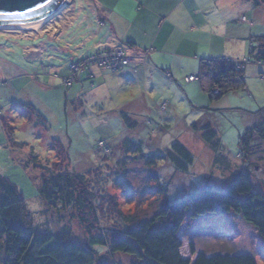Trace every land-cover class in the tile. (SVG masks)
Returning a JSON list of instances; mask_svg holds the SVG:
<instances>
[{"label": "rangeland", "instance_id": "obj_1", "mask_svg": "<svg viewBox=\"0 0 264 264\" xmlns=\"http://www.w3.org/2000/svg\"><path fill=\"white\" fill-rule=\"evenodd\" d=\"M71 13L69 10L59 17V12L38 29L39 32L42 30L39 35H26L21 30H0V45L12 47L16 53L14 56L8 53L5 57L18 65L23 60L22 68L27 72L8 85H0V107L5 111L7 123L14 127V141L27 144L23 151L5 153L0 149V175L17 185L33 220L30 231L67 233L77 244L88 245L84 227L71 214L63 222L59 221L57 213L47 209L39 193L41 169H35V163L29 159L37 156L42 166L58 163L53 140L66 148L71 171L90 175L91 180L93 175L101 173L109 182L107 194L113 198L107 199L116 205L118 209L115 210L140 221L154 216L165 201L175 205L206 187L225 191L242 174L251 179L254 192L264 195V141L253 142L252 156L248 160L240 145L241 137L260 117L249 116L245 111L264 114L260 111L261 108L264 111V84L257 85L253 96L240 90L211 103L196 83V92L204 95V99L197 102V109L190 106L191 92L189 101L184 98L179 102L180 95L171 105L161 97H151L149 111L144 110L140 80L128 84L126 79L109 76L107 84L101 86L97 79L86 80V75L82 74L75 83L66 86L63 78L69 74V65L97 51L77 48L79 28L83 23L70 25ZM54 20V28L47 25ZM19 45L29 48L24 56ZM96 69L99 68H94L93 72ZM24 105H32L37 112L34 117L30 116L33 119L30 123L25 117ZM123 112L138 124L137 130L126 128ZM194 123H199L200 127L210 124L218 135L220 147L214 150L207 145L202 130L195 132L191 128ZM125 139L141 143L144 156L164 155L172 144L180 143L191 153L193 166L187 174L177 173L160 159L158 168L149 169L140 154L122 155L116 150ZM101 142L109 152L100 148ZM151 175H157L158 180L151 179ZM162 186L168 191L167 199L162 191H158ZM106 221L102 223V230L114 229V222ZM183 234L199 251L208 255L224 253L228 248L237 253L252 254L258 264H264V239L234 212L201 218L192 222ZM97 251L100 261L107 264H138L132 257L111 254L108 247L97 248ZM4 262V238H0V264Z\"/></svg>", "mask_w": 264, "mask_h": 264}, {"label": "trees", "instance_id": "obj_2", "mask_svg": "<svg viewBox=\"0 0 264 264\" xmlns=\"http://www.w3.org/2000/svg\"><path fill=\"white\" fill-rule=\"evenodd\" d=\"M259 41L260 44L252 48L250 59L264 65V38H260ZM103 51L110 50L92 53L71 63L68 67L69 74L64 78L71 75L70 69L73 64H80L87 57ZM131 64L118 71L107 70L99 65H88L73 75V83L82 74L87 75L88 80H94V68L117 73ZM197 81L201 91L207 95L211 103H214L246 88V66L224 59L205 60L201 63ZM64 85L70 86L65 83ZM23 108L27 112L25 117L29 123L32 122L30 116L34 117L37 114L36 110L32 105H24ZM260 111L264 113L262 108ZM245 112L249 116H260L241 137L243 156L248 160L252 156L250 151L254 147L253 142L264 141V114ZM1 114L0 112V116ZM121 114L127 129L131 131L138 129V124L126 113ZM38 117L43 121L41 116ZM3 123L9 148L23 151L27 144L15 142L14 127L5 119ZM191 128L195 132L202 130L203 140L212 149L220 147L218 135L210 124L206 123L200 127L199 123H194ZM52 142L59 159L58 163L42 166L37 156H31L29 159V162L35 163L33 166L35 169H41L39 193L47 209L57 213L59 221L63 222L66 216L71 214L79 225L84 227L88 245L77 244L67 233L30 231L33 220L28 214L25 200L17 185L0 175V238H4V264H107L100 261L97 251V248L106 247L111 254L132 257L138 264H258L254 255L246 252L237 253L228 248H225L224 253L208 255L199 251L196 244L187 240L183 234L190 228L192 222L201 218L234 212L252 225L264 239V195L254 192L248 175L237 176L225 191L206 187L190 199L175 205L165 201L154 216L140 221L115 210L118 209L116 205H112L107 199L113 198L107 194L109 182L102 178L101 173L93 175L94 178L91 180L90 175L71 171L66 148L58 140ZM116 150L122 155L140 154L149 169L158 168L159 160L164 159L177 173L187 174L194 163L189 150L180 143L172 144L164 155L155 153L144 156L142 144L129 139L118 144ZM150 178L158 180L157 175H151ZM158 185L160 186L159 183ZM158 191H162L167 199L168 191L164 186L158 188ZM106 220L114 222V229L102 230V223L107 222Z\"/></svg>", "mask_w": 264, "mask_h": 264}, {"label": "crops", "instance_id": "obj_3", "mask_svg": "<svg viewBox=\"0 0 264 264\" xmlns=\"http://www.w3.org/2000/svg\"><path fill=\"white\" fill-rule=\"evenodd\" d=\"M66 2L68 6L60 12L59 17L71 10L70 25L83 23L79 28L80 43L77 48L81 46L83 49L97 50L94 53L122 48L134 59L130 66L120 72L107 71L113 73L110 75L96 69L93 72L94 79L101 86L107 84L109 76L126 79L128 84L132 80H140L138 82L144 93H139L144 96L146 111H149L151 97H161L171 105L180 95L179 102L184 98L189 101L188 94L191 92L190 106L196 108L197 102L207 95L196 92L194 87L196 83L199 84L198 81L187 83L186 79L197 77L201 63L205 60L224 59L234 63L250 60L246 67L244 90L253 96L257 85L264 84V65L250 59L252 48L260 44V38H264V0ZM244 17L248 22L242 21ZM56 20L47 25L54 28ZM36 30L22 33L39 35L42 31ZM4 46L0 45V85H8L27 73L22 68V64H25L23 60L18 65L5 57L8 53L12 56L16 53H13L12 47ZM19 48L22 56L29 49L24 45H19ZM84 79L88 80V76ZM251 80L257 84H249ZM0 112V149L8 153L11 149L3 123L6 115L1 107Z\"/></svg>", "mask_w": 264, "mask_h": 264}, {"label": "water", "instance_id": "obj_4", "mask_svg": "<svg viewBox=\"0 0 264 264\" xmlns=\"http://www.w3.org/2000/svg\"><path fill=\"white\" fill-rule=\"evenodd\" d=\"M66 4V0H0V29L17 30L42 20Z\"/></svg>", "mask_w": 264, "mask_h": 264}, {"label": "built area", "instance_id": "obj_5", "mask_svg": "<svg viewBox=\"0 0 264 264\" xmlns=\"http://www.w3.org/2000/svg\"><path fill=\"white\" fill-rule=\"evenodd\" d=\"M243 22H248L247 19L244 17L242 18ZM134 62V59L129 57L125 51L122 48H116L110 51H103L99 54L87 57L85 61L81 62L80 64H73L71 66L70 72L71 75L67 78H64L63 82L67 85H71L74 81L73 75L78 74L83 70L84 67L88 65H99L102 68H105L107 70L111 71H118L122 69V67L127 66ZM249 61L246 60L243 62L244 65H246ZM197 81V77L191 76L186 79L187 83L195 82ZM100 148L106 152H109V150L104 146V144H100Z\"/></svg>", "mask_w": 264, "mask_h": 264}, {"label": "bare ground", "instance_id": "obj_6", "mask_svg": "<svg viewBox=\"0 0 264 264\" xmlns=\"http://www.w3.org/2000/svg\"><path fill=\"white\" fill-rule=\"evenodd\" d=\"M63 7H64V5H63L61 8L57 9L56 11H54V12H53L52 14H50L49 16L43 18L42 20H39V21H37V22H34V23H31V24H28V25H26V26H23V27L17 29V30H21V31H31V30H32V31H34L35 29H39V28H41L43 25H45L49 20L53 19V18H54L53 16H54L55 14H57L58 12L63 11V10H62V9H64ZM0 30H1V29H0Z\"/></svg>", "mask_w": 264, "mask_h": 264}]
</instances>
